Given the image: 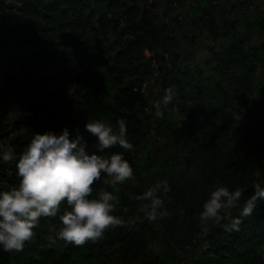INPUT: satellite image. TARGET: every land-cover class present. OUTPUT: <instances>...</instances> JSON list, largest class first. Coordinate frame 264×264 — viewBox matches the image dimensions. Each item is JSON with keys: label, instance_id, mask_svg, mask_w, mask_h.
<instances>
[{"label": "trees", "instance_id": "1", "mask_svg": "<svg viewBox=\"0 0 264 264\" xmlns=\"http://www.w3.org/2000/svg\"><path fill=\"white\" fill-rule=\"evenodd\" d=\"M149 1L0 0V109L15 99L22 110L11 125L0 121V141L18 155L32 134L60 135L67 129L70 139L83 137L89 153L123 152L134 177L107 186L102 174L92 186L93 196L104 188L118 197L114 214L130 221L127 226L77 247L56 237L59 213L41 218L34 240L22 251L0 248V264H264V253L258 251L264 244V199L257 200L251 216L240 217L253 185L264 188V20L250 14L252 5L245 0L230 8L214 4L207 11L209 0H194L185 25L202 31L209 23L219 27L216 33L222 30L219 46L209 47L195 64L175 50L183 22L172 4L179 0H168L161 15ZM213 12L220 15L218 25ZM167 57L173 75H164L162 91L150 101L143 96L145 89L140 92L142 85L152 82ZM167 86L176 88L179 97L166 109L161 106L164 116L153 129L164 142L154 144L148 138L152 114L145 108L150 104L154 109ZM186 96L195 102L190 110L182 103ZM230 108L240 114L239 121L232 119ZM175 113H186L188 131L178 128ZM120 118L133 150L116 146L97 152L86 121L103 119L117 128ZM21 125L27 133L12 138ZM16 171L15 162L0 159V191L19 183ZM164 179L171 190L160 198L169 215L150 222L141 211L148 202L131 197ZM217 185L245 189L231 212L242 219L239 231L226 232L227 219L207 228L199 224L198 213Z\"/></svg>", "mask_w": 264, "mask_h": 264}, {"label": "clouds", "instance_id": "2", "mask_svg": "<svg viewBox=\"0 0 264 264\" xmlns=\"http://www.w3.org/2000/svg\"><path fill=\"white\" fill-rule=\"evenodd\" d=\"M174 88L164 89L161 100L154 102L155 115L163 118L162 105L168 106L174 98ZM173 107V111H176ZM125 113L126 109H122ZM232 119L239 121L240 114L228 109ZM117 128L103 119L87 120L85 130L96 138L99 153L119 146L131 152L134 145L127 139L125 119L117 121ZM87 143L79 134L69 138L67 129L60 135L51 132L34 133L23 151L18 155L13 147L0 141V159L5 163L15 162L19 183L7 191H0V248L5 252L22 251L26 243L34 240V229L41 218H56L60 227L56 237L74 246L98 243L105 233L117 227H125L130 221L115 215L118 197L101 188L93 196V185L105 176L103 184L115 186L132 180L133 169L124 158L123 152L111 154L89 153ZM254 193L243 204L240 217H249L256 208L258 199H264V188L259 183L253 185ZM171 190L166 179L156 181L142 194L131 197L136 201H146L141 205L150 222L168 217L167 208L161 195ZM245 189L229 190L227 186H213L198 213L199 224L207 228L210 223L224 224L226 232L240 230L241 218L232 217V209L238 207ZM65 205L61 211V205ZM126 214L129 209L124 207ZM149 248L155 245L149 244ZM264 253V244L258 247Z\"/></svg>", "mask_w": 264, "mask_h": 264}, {"label": "rangeland", "instance_id": "3", "mask_svg": "<svg viewBox=\"0 0 264 264\" xmlns=\"http://www.w3.org/2000/svg\"><path fill=\"white\" fill-rule=\"evenodd\" d=\"M168 0H150L149 3L155 4V12L159 15L163 14V12L166 9V6ZM238 0H209L207 5H205V11L208 10L209 6H212L214 4L219 5L220 7H226L230 8L235 2ZM246 3L249 5H252V10L250 14L253 12L254 18L257 20H260L263 18L264 20V0H245ZM195 5L194 0H179L178 2H175L172 4L173 8H177L178 10L181 11V15H179L178 22H183L179 24L180 32L181 35L179 34L178 36V46L176 47V51L180 53V56L182 58L188 57L189 59H192L193 62L196 64L200 60L204 59L208 55V49L209 47H218L219 46V41H218V33L221 34L222 30H218V33H216V28L219 27H210L209 23H205V26L202 31L200 30H192L189 26L185 25L184 17L186 16V10L189 9L191 6ZM174 11V10H173ZM172 11V12H173ZM213 15L215 17L214 24L218 25V21L220 19V15L218 13H214ZM172 16H176V13H172ZM166 21L168 22L169 26L171 29H174V22L169 21L167 18H165ZM259 35H255L254 41H257L256 39L258 38ZM264 38V37H262ZM10 50V48H9ZM167 63H165L164 66H162L161 69L157 68L155 70L156 75H152V82H146L145 86V92L143 93V96L146 98H149L150 101L159 94V92L162 91V86H163V81H164V75L170 74L172 77V73L174 72L172 69V64H171V58L167 57ZM180 60H178L179 64ZM3 62H0V65ZM176 63V64H177ZM2 69V68H1ZM169 76V77H170ZM168 77V78H169ZM184 78L181 77V81H183ZM168 88V86H167ZM174 88V87H173ZM186 91H188V94L191 92L190 88L186 87ZM174 98L173 101H175L178 97L179 94L176 91V88H174ZM38 95L39 90H38ZM164 95V94H163ZM34 97H39L36 96V93H34ZM172 101V102H173ZM182 103L184 104V108L186 110H190V107L195 103L192 98L189 96H186V98L182 99ZM164 109H166V106L162 105ZM145 110H147L148 114H152L151 120H150V132L148 135V138L154 143H160L163 144L164 141H162V138L156 135V131L153 129L154 128V121L157 119L155 115V109H152L150 104L146 106ZM185 115H180L178 113H175L173 116V121L177 124L178 128H187L186 130L188 131L191 128V125L187 123V119L185 118ZM22 116V110L19 109L18 102L15 99L9 100L4 107H1L0 109V121L11 125L14 123L16 120H19ZM28 129L25 125H21L19 130H17L15 133L12 134V138L20 137L23 136L27 133ZM142 130H140L141 132ZM22 138V137H20ZM172 154H175L172 152ZM159 247V245H157Z\"/></svg>", "mask_w": 264, "mask_h": 264}, {"label": "built area", "instance_id": "4", "mask_svg": "<svg viewBox=\"0 0 264 264\" xmlns=\"http://www.w3.org/2000/svg\"><path fill=\"white\" fill-rule=\"evenodd\" d=\"M5 1L8 3H11V4H16V2H17V0H5ZM145 86H146V82L142 85L140 92H144Z\"/></svg>", "mask_w": 264, "mask_h": 264}]
</instances>
